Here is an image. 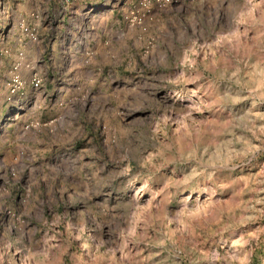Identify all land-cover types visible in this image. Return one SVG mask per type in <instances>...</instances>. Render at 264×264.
I'll use <instances>...</instances> for the list:
<instances>
[{
    "label": "rangeland",
    "instance_id": "rangeland-1",
    "mask_svg": "<svg viewBox=\"0 0 264 264\" xmlns=\"http://www.w3.org/2000/svg\"><path fill=\"white\" fill-rule=\"evenodd\" d=\"M117 7L0 0V264H264V0Z\"/></svg>",
    "mask_w": 264,
    "mask_h": 264
},
{
    "label": "clouds",
    "instance_id": "clouds-1",
    "mask_svg": "<svg viewBox=\"0 0 264 264\" xmlns=\"http://www.w3.org/2000/svg\"><path fill=\"white\" fill-rule=\"evenodd\" d=\"M106 4H111L113 8L118 9V5L120 4V0H105ZM124 11H127V9H124ZM85 15H87L85 13ZM113 18V13L110 11L107 14L106 19H99V18H93L91 20V26L95 29L96 36L110 35V30L108 28V20H111ZM6 25H0V28H4ZM21 28H23V25H21ZM0 43H2V33H0ZM16 51H19V49H13L12 47H0V54H3V56L8 60V64L11 65L12 62L18 57L16 56ZM98 75V74H97ZM7 76L10 78L11 82H3L0 81V106H3L5 104L14 105L16 110H26L29 107V104L33 102V99L38 104H42L43 101L41 100V96L43 93L39 88L32 89L30 93L28 94H21L19 90L23 88L25 85L29 83H39L40 79L39 76L36 78H33L30 82L27 80H22L15 72V68H13L12 72H8ZM47 106V105H44ZM19 119H23V117H20ZM32 126V125H30ZM79 131L78 129L75 131H72L71 128L68 129V132H71V135L68 134V132H65V135L63 137H59L58 140L54 142L63 143L65 142V139L71 140L72 136L76 135V132ZM102 156V153H101ZM53 173H55V170H52ZM56 175L53 174L49 175L48 172L44 173V176H42V179H49L51 181H54L56 179ZM72 175L74 177H80V179L75 183H65V186L61 189V191H67L68 187L74 188L76 191H74L71 196H86L87 195V183L90 182L91 178H86L81 175V170L76 169ZM33 183H36V181H33ZM83 188L84 191H80V189Z\"/></svg>",
    "mask_w": 264,
    "mask_h": 264
}]
</instances>
